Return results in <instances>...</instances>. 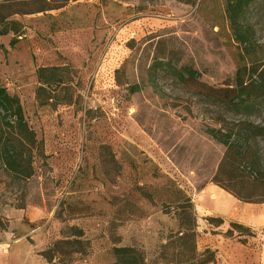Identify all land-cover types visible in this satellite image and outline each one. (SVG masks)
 Here are the masks:
<instances>
[{"label": "rangeland", "instance_id": "374dc122", "mask_svg": "<svg viewBox=\"0 0 264 264\" xmlns=\"http://www.w3.org/2000/svg\"><path fill=\"white\" fill-rule=\"evenodd\" d=\"M10 19L20 25L0 35V82L18 97L36 150L28 179L14 180L0 163V264H112V249L123 246L138 248L151 264L177 230L167 203L175 187L192 201L197 250L214 251L208 264H264V228L244 237L231 219L209 225L205 217L215 215L199 195L206 185L219 188L215 181L238 190L230 176L248 186L264 180V136L249 142L257 154L250 164L237 135L241 121L264 127V105L250 116L227 111L156 65L189 66L222 89L239 63L264 67V1L242 18L244 45L231 35L223 0H70ZM62 65L74 70L73 103L39 105L37 68ZM208 129L230 132L232 144ZM225 153L237 160L219 171ZM70 226L83 231L86 253L47 262L40 254L70 238ZM229 228L232 238L224 236ZM221 236L244 246L239 259L211 246Z\"/></svg>", "mask_w": 264, "mask_h": 264}, {"label": "trees", "instance_id": "16d2710c", "mask_svg": "<svg viewBox=\"0 0 264 264\" xmlns=\"http://www.w3.org/2000/svg\"><path fill=\"white\" fill-rule=\"evenodd\" d=\"M42 1V6L33 7ZM70 0H2L0 1V35L10 31L16 33L19 23L10 17L17 14H33L63 8ZM76 1V0H74ZM191 3V0H178ZM255 0H223V11L228 21V26L234 41L244 45L248 41V27L242 21L250 5ZM264 1V0H262ZM19 7H29L30 10L21 12ZM15 28H12L14 27ZM12 43V42H10ZM156 65L165 69V73L173 77L185 87H195V93L203 96L210 104H215L223 109L250 116L258 113L264 105V67L239 63L236 67L231 84L225 89L215 88L199 80V74L193 68L183 65L179 68L169 62H157ZM37 87L35 98L39 105L71 104L74 101V70L69 65L41 66L36 70ZM239 124L240 141L243 142L239 149L240 155L245 157L250 164L257 161V154L248 149L249 142H255L257 137L264 136V127L248 121ZM208 134L217 142L230 146V132L222 134L218 130L208 129ZM239 139V138H238ZM234 140V139H233ZM234 144V143H233ZM36 150V136L28 126L22 106L17 96L11 95L0 82V163L14 180H25L32 175V160ZM237 159L225 153L219 162V171ZM239 161V160H238ZM231 172V169H229ZM231 175V174H230ZM230 181L238 190L228 185L214 182L219 188L244 203H264V192L254 194L259 189H264V180L258 185H246L235 176H230ZM246 191L245 193L241 192ZM174 199L167 202L174 204V215L177 220V230L170 232L165 242L159 246L158 255L151 264H208L214 260V251L205 247L203 251L197 250L198 237L195 213L189 196L177 187L174 188ZM209 225L218 227L223 224L219 216H206ZM231 228H237L239 236H251V228L236 221H230ZM224 233L225 237L232 238V229ZM69 237L61 242H56L47 253L40 254L47 262L57 257L56 255L85 254L88 241L84 238L83 231L77 226L69 227ZM253 230V229H252ZM245 244V240H239ZM60 245H64L61 248ZM68 250V251H67ZM114 262L112 264H148L144 254L135 247L123 246L112 249Z\"/></svg>", "mask_w": 264, "mask_h": 264}, {"label": "crops", "instance_id": "0c3cea01", "mask_svg": "<svg viewBox=\"0 0 264 264\" xmlns=\"http://www.w3.org/2000/svg\"><path fill=\"white\" fill-rule=\"evenodd\" d=\"M199 195L203 202L210 205L206 208L210 215L219 216L225 220H235L253 230L264 228V203L240 202L229 193L212 185H206ZM211 246L218 249L219 253L223 252L229 259H239L245 252L243 245H234L231 240L224 237L220 241L211 240Z\"/></svg>", "mask_w": 264, "mask_h": 264}]
</instances>
